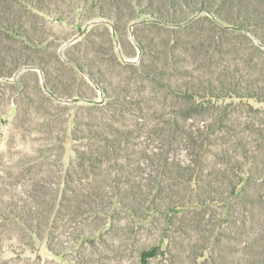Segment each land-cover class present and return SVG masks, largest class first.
I'll return each instance as SVG.
<instances>
[{
	"label": "rangeland",
	"instance_id": "374dc122",
	"mask_svg": "<svg viewBox=\"0 0 264 264\" xmlns=\"http://www.w3.org/2000/svg\"><path fill=\"white\" fill-rule=\"evenodd\" d=\"M0 264H264V0H0Z\"/></svg>",
	"mask_w": 264,
	"mask_h": 264
}]
</instances>
